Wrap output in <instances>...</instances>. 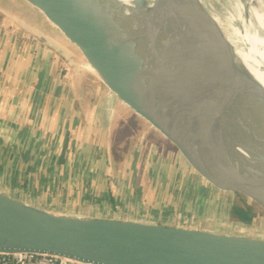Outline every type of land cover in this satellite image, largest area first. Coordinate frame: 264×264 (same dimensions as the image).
<instances>
[{
  "label": "water",
  "instance_id": "water-1",
  "mask_svg": "<svg viewBox=\"0 0 264 264\" xmlns=\"http://www.w3.org/2000/svg\"><path fill=\"white\" fill-rule=\"evenodd\" d=\"M24 1L90 65L108 91L204 180L232 196L230 216L236 225L264 230V137L255 135L245 119L253 113L264 128V88L235 59L228 66L238 84L222 86L246 109L236 110L210 92L198 61L195 16L202 13L196 0H165L162 7L155 1L149 10L144 0H134L128 16L119 0ZM131 21H143L141 28L149 35L143 55L134 49ZM19 22L62 54L48 36ZM208 100L222 109H208ZM240 202L253 209L249 220L233 217L234 204ZM0 253L51 254L86 264H264V237L55 213L0 191Z\"/></svg>",
  "mask_w": 264,
  "mask_h": 264
},
{
  "label": "crops",
  "instance_id": "crops-1",
  "mask_svg": "<svg viewBox=\"0 0 264 264\" xmlns=\"http://www.w3.org/2000/svg\"><path fill=\"white\" fill-rule=\"evenodd\" d=\"M35 17L43 16L24 0H0V191L55 213L232 233L181 212L197 201L233 221L232 196L163 139L153 140L158 135L147 123L106 89L61 35L57 40L41 31ZM19 21L52 39L63 55ZM61 59L73 65L68 75ZM124 115L136 126L121 156L114 137Z\"/></svg>",
  "mask_w": 264,
  "mask_h": 264
},
{
  "label": "bare ground",
  "instance_id": "bare-ground-1",
  "mask_svg": "<svg viewBox=\"0 0 264 264\" xmlns=\"http://www.w3.org/2000/svg\"><path fill=\"white\" fill-rule=\"evenodd\" d=\"M119 1L121 3V8L125 16H128L136 7L134 4V0ZM144 1L148 10L153 5V2L155 3V1H157L160 7L166 4L165 0ZM260 3L263 7L262 11H257L251 8L250 6L246 5L244 1L243 3H241L240 1L237 2L236 7L243 11L245 21H242L241 18H238L242 24V27L231 28V31H229L230 34L227 37H223L220 32L217 31V29L213 26L214 23L211 22L213 19H211L210 21V19L201 10V17L198 15V13H196L195 16L198 28V61L200 64L203 80L205 81L210 92L228 101L236 110L246 109L245 107L247 106V104H236L224 92L222 86L223 83L230 82L233 85L237 86V81L239 80L237 76H233V72L228 66V62L230 60L239 59V61L248 70L252 78L264 88V0H260ZM148 14L149 11L142 13V19L147 18ZM238 14L239 13L236 12V16H238ZM252 14L253 17L255 16L258 22V25L256 27H253L252 24ZM202 15L206 18L209 26L211 27L212 33L208 30L206 22L203 19ZM164 17H162V19H164ZM142 24L143 21H131L130 23L132 37L135 42L134 49L140 55L147 53L149 38L148 33L141 28ZM226 44L231 47L229 56H224L223 54V50ZM228 75H231L232 78H230ZM207 106L208 109L215 108V110L217 111H219V109H222L221 105H217V103L209 100L207 102ZM248 111L250 110L248 109ZM245 117L248 128L255 135L264 137V128L261 126L259 119L254 116L253 113H249Z\"/></svg>",
  "mask_w": 264,
  "mask_h": 264
},
{
  "label": "rangeland",
  "instance_id": "rangeland-1",
  "mask_svg": "<svg viewBox=\"0 0 264 264\" xmlns=\"http://www.w3.org/2000/svg\"><path fill=\"white\" fill-rule=\"evenodd\" d=\"M238 1H240L241 3H243L244 1L246 5L250 6L251 8L257 11L263 10L260 0H243V1L242 0H196V3L198 8L210 19V21L211 19H213L211 22L214 23L213 26L217 29V31L220 32V34L223 37H227L230 34L229 31H231V28L242 27V24L238 18H241L242 21H245L243 11H241L238 7H236ZM236 12L239 13L238 16H236ZM212 16L218 19H214ZM251 18H252L253 27H256L258 25V22L255 16L253 17V14L251 15ZM34 22L38 23L39 27L41 28V31L47 33L50 36L55 37L57 40L60 39L61 37L60 33L51 24H49L46 20H44L43 17H41L40 19L36 18ZM69 48L73 50L72 53L74 55H79L71 46H69ZM230 51H231V47H229L226 44L223 50L224 56H229ZM61 60H59L60 61L59 67H61L64 74L69 73L72 64L70 65V63H64V60L62 61ZM87 66L88 68L92 69L88 63ZM114 112H116L119 115L116 109L114 110ZM118 126L124 127L125 130L124 128L123 129L117 128V130L119 131L114 137V143L116 142L120 144L119 153L121 154V156H125L123 155L124 153L122 151L126 149L127 144L125 145V142L126 140L128 141V137L132 133L131 131L135 129L136 123L129 116H125L122 119V122L120 123L118 122L117 127ZM151 138H153V140L159 143L162 142L160 136H155V137L153 136ZM119 168H120L119 163L116 162L113 167V170L116 171ZM123 187H126L124 186L123 183L118 184V188H119L118 190L120 194L122 192L123 193L125 192ZM185 204L187 205V207L184 206L181 212L189 211V213L194 215L193 221L198 222V224H200L201 226L208 227L210 229L220 230V231H230L236 234H244V235L247 234L250 236L264 237V230L262 229L261 225H256L255 229H252L251 227H249V229L240 228L230 218L224 216L223 214L224 212L222 211V209L220 211V209L218 207L216 208L214 205H209V204L202 205L197 201L192 204H189V202ZM174 205L175 208H180V204H174Z\"/></svg>",
  "mask_w": 264,
  "mask_h": 264
},
{
  "label": "built area",
  "instance_id": "built-area-1",
  "mask_svg": "<svg viewBox=\"0 0 264 264\" xmlns=\"http://www.w3.org/2000/svg\"><path fill=\"white\" fill-rule=\"evenodd\" d=\"M0 264H86L69 258L35 253H0Z\"/></svg>",
  "mask_w": 264,
  "mask_h": 264
},
{
  "label": "trees",
  "instance_id": "trees-1",
  "mask_svg": "<svg viewBox=\"0 0 264 264\" xmlns=\"http://www.w3.org/2000/svg\"><path fill=\"white\" fill-rule=\"evenodd\" d=\"M252 214L253 209L250 206L244 204L243 202L234 204V209L232 211V215L234 218L249 220Z\"/></svg>",
  "mask_w": 264,
  "mask_h": 264
}]
</instances>
